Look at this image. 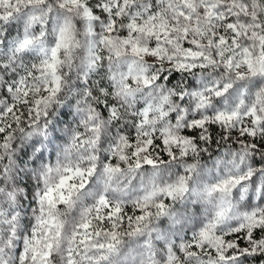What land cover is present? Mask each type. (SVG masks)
I'll return each mask as SVG.
<instances>
[{"label":"snow or ice","instance_id":"6c2138e0","mask_svg":"<svg viewBox=\"0 0 264 264\" xmlns=\"http://www.w3.org/2000/svg\"><path fill=\"white\" fill-rule=\"evenodd\" d=\"M0 264H264V0H0Z\"/></svg>","mask_w":264,"mask_h":264}]
</instances>
